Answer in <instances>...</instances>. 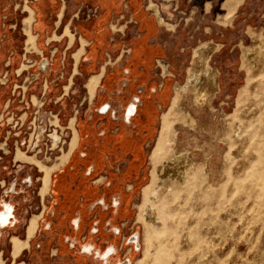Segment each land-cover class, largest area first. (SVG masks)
I'll return each instance as SVG.
<instances>
[{"label":"rangeland","instance_id":"rangeland-1","mask_svg":"<svg viewBox=\"0 0 264 264\" xmlns=\"http://www.w3.org/2000/svg\"><path fill=\"white\" fill-rule=\"evenodd\" d=\"M159 1L169 3V7L164 8V11H169L172 18L171 15L167 16L166 12L161 14L157 7L161 4ZM8 2L9 0H0V102L10 103L6 109H2L0 103V184L3 185L2 181L11 182L13 173L19 169L17 166H21L26 167L37 180V191L44 175L42 168L51 170V180L52 175L67 161L61 164L66 158L65 154L73 148L72 138L75 134L77 113L80 108L87 106L88 100L86 94L77 96L76 93L81 81L75 76L78 64L75 65L77 61L74 53L71 55L70 51L69 53L62 49L64 55L61 54L58 61L54 60L55 57L52 59L49 64L54 66L50 69L52 77L47 69L45 74L38 70L39 61L49 58L50 53H44L41 57L32 54L38 51L36 43L35 50H24L25 35L19 22L26 13H20V7L15 11L10 9ZM151 2L159 10L161 18L173 26H161L167 29L168 33L173 30L174 34L181 32V25L188 23L194 13V10L190 13L184 12V16L180 13L182 11L174 6L175 0ZM240 3L241 0L238 5ZM19 4L18 0H11L12 6ZM147 6L146 1V10L152 13L149 9L151 7ZM26 7L29 8L25 6L24 10ZM220 9L221 14L217 16L216 24L231 29L234 26L232 20L237 7L234 16L232 14L227 20L224 19L226 12L222 5ZM239 11L237 15L241 14ZM240 21L241 17L237 22ZM110 27L112 32L119 30L116 25ZM245 30L247 35L244 34ZM216 31L217 29L209 24H206L203 30L200 27L196 31L199 32V42L196 43L197 37L194 38V45L187 51L186 70L192 60V49L202 42H216ZM236 31L233 35L234 45L227 43L222 46V51H228L236 45L233 62L235 74L230 73L228 77L233 81L236 75L239 80L231 95L226 96L220 92L224 77L219 75L216 56L220 46L217 45L208 59L209 66L217 71L216 86L210 89V98L206 105L201 109L196 108L192 97L185 94L178 100L179 112H174L173 115L177 118L173 117L170 129V137L175 138L173 143L166 146V159H171L172 147L176 152L186 151V158L192 163L187 170L189 187L181 191V186L177 185L180 192L168 193L166 189L171 182H168L169 178L162 176L166 167L160 169L163 184L157 189L154 209L162 219V224H158V231L161 232L150 237L147 244L148 258L144 264H264V15L257 20L244 22ZM217 34H222L220 29ZM256 45L259 52H254ZM252 46L255 47L251 49ZM77 47L78 44L72 50ZM47 48L52 53L55 49V53L61 49L55 43L49 44ZM248 52L251 54L248 55ZM164 64L167 73L162 72L159 62L158 68L162 76H168L167 64ZM185 75L186 71L183 69V73L175 78L178 82L176 84H183ZM45 83L50 87L49 94L42 96L43 89L46 88ZM173 95L172 90L166 107L161 110L159 132L161 115L170 110ZM30 99L32 103H29ZM25 102L29 105L24 104ZM182 119L189 120L188 124L185 125ZM34 141H37V145H34ZM155 144L156 142L151 152ZM16 149L25 156H34L38 164L14 162ZM159 167L161 166L158 163L157 168ZM153 168L154 165L149 160L147 173L134 201L130 228L139 234L140 250L130 254L132 264L142 257L143 250L146 249L143 225L135 220L138 208L143 202L142 188L151 182ZM158 192L164 193L161 195L162 193ZM46 194L48 195V191ZM33 198L25 216L19 215L21 211L16 213V218H22L20 231L18 228L14 233L0 230V264H28L27 257L33 238L29 239L30 243H27V247L17 258L12 256L10 239L16 237L24 241L29 219L39 216L35 195ZM148 214L150 215V212Z\"/></svg>","mask_w":264,"mask_h":264},{"label":"flooded vegetation","instance_id":"flooded-vegetation-1","mask_svg":"<svg viewBox=\"0 0 264 264\" xmlns=\"http://www.w3.org/2000/svg\"><path fill=\"white\" fill-rule=\"evenodd\" d=\"M151 60V53L140 47L126 48L119 61H109L103 72L88 79V102L76 116L73 148L65 154L64 166L49 177L48 195L41 194V179L36 191L37 180L26 167L17 166L11 182L0 184L2 230L20 226L16 213L25 216L35 195L40 218L32 216L25 240L18 239L27 247L41 219L28 263L130 264L135 251L128 241H140L130 228L133 203L171 92L169 78L160 83ZM159 65L167 73L166 65ZM94 79L90 94L87 86ZM4 210H10V218L1 215ZM33 218L35 229L27 239Z\"/></svg>","mask_w":264,"mask_h":264},{"label":"crops","instance_id":"crops-1","mask_svg":"<svg viewBox=\"0 0 264 264\" xmlns=\"http://www.w3.org/2000/svg\"><path fill=\"white\" fill-rule=\"evenodd\" d=\"M18 1L20 3L18 6H12L11 0H9L8 7L10 9L13 8L14 11L20 7V13H26V16L23 19L21 18L22 21L19 22V24L22 25V32L25 35V40L27 36L24 31L23 20L29 17V11L33 12V20L29 30L30 33L31 31L33 33V35L32 33L31 35L34 36V43H36L38 51L32 54H37L41 57L44 53L48 55L49 52V58H45L48 64L52 62L54 57L56 58L54 60L58 61V57H61V54L64 55V53L61 52L62 49H64L63 51H70L71 55L72 53L76 54L81 47L82 40L85 42L83 53L79 56L76 63V65H78L75 76L81 81V84L77 86V96H81V94L84 93L87 95V99L89 94L85 89V83H87L88 79L91 76L100 74L102 67L104 70L109 61H119L122 58L123 51L131 47H140L151 53V65L154 71L159 75L160 83L165 78H169L170 89L172 91L174 84L178 83L175 78L183 73V69L186 71L185 56H187V51L190 49V46L194 45L193 39L197 37L198 41L196 40V43L199 42V32L197 33L196 31L199 30L200 27L203 30L206 24L217 29L215 33L217 40L216 42L210 40L211 42L202 43H209L214 47L211 54L215 51L217 45L221 47H219L216 56L220 71L219 75L224 77L220 84V92L226 96L231 95L234 85L239 80L236 75H234L233 81H230L228 77L230 73L235 74V65L233 62L235 57L234 47L236 45L232 46L228 51H222L224 49L222 46H225L227 43H229V45H234L233 41L235 38L233 35L237 32L238 26L249 20H257L264 15V0H241L232 20L234 26L231 29H226L229 27L218 25L215 22L217 16L221 14L220 7L225 0H175L174 6L179 11H182L180 13H183L184 16V12L190 13L194 10V13L192 18L188 20V23L183 25L180 23L182 31L174 34V30L172 33H168L167 29H163L164 27L158 24L156 17L154 18V14L146 10V1L150 7L156 8L151 0ZM160 3L161 4L157 5V7L161 14L163 15V12H166L167 16L171 15L169 11H164V8L169 7V3ZM206 4H208L207 9ZM25 6L29 8L26 7L24 10ZM149 9L151 10L152 8ZM238 9L241 11L240 15H237ZM239 16L241 17V21L237 22V20L240 19ZM111 25H116V27H119L120 31L117 29V31L112 32ZM247 28L248 26L246 25V30ZM219 29L222 32L220 35L217 34ZM246 30L244 32L245 35H247ZM204 33L206 32L204 31ZM75 36H77V38H75ZM243 38L244 37H241V39ZM241 39L239 40L240 42L242 41ZM52 43L61 47L58 53H55L57 49L52 53L47 48L49 44ZM77 44L78 47L72 50ZM56 61H54V63ZM158 62L167 64L168 76L161 75ZM48 67L47 70L50 72V77H52L51 70L54 66L48 65ZM46 77L47 74L45 75V78ZM45 86L46 88L43 89L42 96H47V93L49 94L48 90L50 87H47L46 83ZM0 103L2 104V109H6L10 104L9 101H2ZM29 103H32L31 99ZM29 103L25 102L24 104L29 105ZM80 106H82V103ZM19 215L21 216V214ZM39 218L38 220H41ZM38 224L37 221V229L32 237L33 239L38 232ZM17 228L18 230L20 229L19 227ZM15 230H12V232L14 233ZM13 238L16 237L10 239L11 250ZM27 243L29 244L30 240L27 241Z\"/></svg>","mask_w":264,"mask_h":264},{"label":"bare ground","instance_id":"bare-ground-1","mask_svg":"<svg viewBox=\"0 0 264 264\" xmlns=\"http://www.w3.org/2000/svg\"><path fill=\"white\" fill-rule=\"evenodd\" d=\"M238 1L239 0H225L224 1V3L222 4V7L226 11V14L224 16L225 20L229 19L231 17V15L235 12V9L238 5ZM154 15H155L159 25L166 26V27H173L171 24L165 22L159 16V13L157 12V10L155 8H154ZM233 16H234V14H233ZM32 20H33V12L29 11V17H27L23 20V24H24V28H25L24 31H25L26 36H27V39L25 40V45H24V50L26 52H31V51L35 50L34 36L31 35L30 30H29V27H30ZM84 43L85 42H83V40H82L81 47H80L79 51L75 54V60L76 61H78L79 56L83 53V49H84L83 47L85 45ZM259 46H260V44H259ZM253 47H255V46H252L251 49ZM213 48L214 47L209 43H199L197 47L192 49V55H191L192 60H191L190 66L186 70L184 83L181 85L174 84V89H173L174 95H173L171 102H170V110L167 113L161 115V129H160V132L158 133V136L156 139V144H155V146H154V148H153V150L149 156L150 162L152 161V163L154 165V168L151 172V182L142 188L143 202H142V205L139 206V208H138V215H137V220H136L137 222H139L140 224L143 225V230H144L143 241L145 243L146 249L144 248L143 253H142L143 254L142 257L140 259H138L134 264H144L145 263L146 259L148 258V256H147V253H148L147 244L150 240V237H152V235H157L161 232V231H158L159 230L158 224H160V223L162 224V222H161L162 219L158 216V214L156 213V211L154 209V205H155L154 202L156 201L155 199L157 198V189L159 188L160 185L162 187V184H163V182H161L162 176L165 178H169L167 180H168V182H171L170 184L168 183L169 186L166 185V186H168L167 189L165 188L168 193L170 192L171 194H175V192H180L179 190L184 191L185 189H187L189 187V179L190 178L187 174V170L192 166V163L190 160L187 159L188 157L186 158V155L184 153L185 150L184 151L182 150L183 151L182 153L176 152L172 149L173 148L172 147L170 150L171 151L170 152L171 153V155H170L171 159H169L167 161L166 154L168 152V149L166 146L168 144H171L174 142L173 139L175 137H173V136L170 137V129H171V125L173 122V117H175L173 115L174 112H176V113L179 112L178 111L179 110L178 100L180 99V97L183 94L191 96L194 106L198 109H201L203 107V105H206L208 98H210L209 97L210 96L209 91H211L210 89H213L216 86V75H217L216 72L217 71L213 70L208 64V59H209V56H210ZM256 48L257 49L254 50V52L258 51V46ZM247 50H246V52H247ZM245 53H243V54H245ZM249 53L251 54V52H248V55H249ZM241 57H243V56H241ZM246 57H247V54H246ZM242 60H244V59H242ZM249 60H250V58H249ZM245 61L246 60H244V62ZM254 62H256V61H254ZM247 64H248V62H247ZM249 64H250V62H249ZM252 65H253V62H252ZM96 82H97L96 79L91 80L89 82L87 88H88V92L90 94L93 92ZM208 105H209V102H208ZM175 118H177V117H175ZM9 121H10V119H9ZM182 121H183V123H185V125H186V123L188 124V122H189V120H187V119L186 120L182 119ZM192 124H194V123H192ZM72 141L74 142V140H72ZM179 151H180V149H179ZM65 159L66 158H64L62 160V162ZM14 161H16V162H30V163L38 164V162L34 159V156L33 157L25 156V154L19 150H17L15 155H14ZM158 163H159V166H161L159 168H157ZM164 167H166V170L163 171L164 174L161 176L160 175V169L163 170ZM42 169L44 171V175L41 178V190L40 191H41V194L44 195V193H46L47 189H48L49 177H50L51 170L46 169V168H42ZM177 185H180L181 189L177 190ZM160 193H162L161 195H163L164 192H160ZM164 199H165V197H164ZM178 201H179V199H178ZM177 203H179V202H177ZM148 212H150V215L148 214ZM8 217H9V214L7 213L6 218H8ZM35 222H36L35 218L30 220L29 226L27 228V239L30 238L34 232ZM161 227H162V225H161ZM24 247H26L25 242H20L18 239L13 238L12 239V256L14 258H16Z\"/></svg>","mask_w":264,"mask_h":264},{"label":"water","instance_id":"water-1","mask_svg":"<svg viewBox=\"0 0 264 264\" xmlns=\"http://www.w3.org/2000/svg\"><path fill=\"white\" fill-rule=\"evenodd\" d=\"M48 61H47V59H42V60H40L39 61V64H38V70L42 73V74H45L46 73V69H47V67H48ZM2 208H3V206H2ZM7 213V211H3L2 213H1V215H5ZM10 213V210H8V214ZM11 217V215H9V218ZM0 230H2V227L0 226ZM135 237H137V233H135ZM129 242H132L133 244H134V251L135 252H138L139 250H140V246H139V244H138V240L137 239H131V240H129L128 241V243ZM130 264H132V262H131V260H130Z\"/></svg>","mask_w":264,"mask_h":264},{"label":"built area","instance_id":"built-area-1","mask_svg":"<svg viewBox=\"0 0 264 264\" xmlns=\"http://www.w3.org/2000/svg\"><path fill=\"white\" fill-rule=\"evenodd\" d=\"M34 145H37V141H34Z\"/></svg>","mask_w":264,"mask_h":264}]
</instances>
